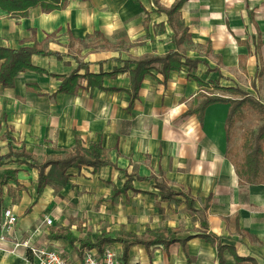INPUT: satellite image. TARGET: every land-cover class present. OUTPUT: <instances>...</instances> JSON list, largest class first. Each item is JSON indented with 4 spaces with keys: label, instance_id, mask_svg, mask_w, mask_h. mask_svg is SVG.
<instances>
[{
    "label": "crops",
    "instance_id": "1",
    "mask_svg": "<svg viewBox=\"0 0 264 264\" xmlns=\"http://www.w3.org/2000/svg\"><path fill=\"white\" fill-rule=\"evenodd\" d=\"M155 1L167 8L175 0ZM32 30L44 49L64 54H33L34 65L68 75L77 65L65 55L69 52L87 63L88 72L113 71L103 85L118 89L86 88L80 78L77 92L55 93L61 80L33 70L18 72L13 87L0 83V155L10 143L13 150L24 147L43 161L63 156L78 136L85 143L100 142L117 168H70L65 185L47 178L38 195L36 167L23 157L0 160V215L9 207L17 216L11 230L2 231L0 264H38L29 248L16 244L24 240L81 264L86 247L80 253L77 243L49 238L53 226L69 227L78 238H90L87 230L100 228L111 236L120 230L144 234L147 227L167 232L179 227L181 240L192 235L168 247L134 244L125 263L122 244L106 243L115 249L118 264H219L218 242L225 246L224 264H252L235 255L264 264V184L240 183L226 153L229 104L212 103L201 118L191 112L203 95L230 96L224 87H237L264 104V0H186L172 24L152 0H67L63 9L44 12L33 6L22 17L0 10V46L32 45ZM95 31L111 43L127 38L109 48L79 46L75 39ZM170 50L181 53L182 62L184 57L199 62L172 66L166 75L153 64L128 108L134 61ZM28 83H36L39 91ZM126 172L156 175L181 194L161 200L153 180L135 178L132 188L112 196ZM185 198L193 200V209ZM45 216L52 225L44 223Z\"/></svg>",
    "mask_w": 264,
    "mask_h": 264
},
{
    "label": "trees",
    "instance_id": "2",
    "mask_svg": "<svg viewBox=\"0 0 264 264\" xmlns=\"http://www.w3.org/2000/svg\"><path fill=\"white\" fill-rule=\"evenodd\" d=\"M152 1L154 7H156L158 11L166 14L167 23L172 24L175 14L180 10L186 0H175L167 8L161 7L155 0ZM66 4L67 0H0V10L6 11L16 17H22L26 16L29 8L33 6H39L44 12H50L52 10L63 9ZM186 32V28L182 29L179 37L175 40V44L177 46L183 41ZM86 38H92L94 42H98V44H100V47L109 48L117 46L127 37H118L115 43H111L101 32L95 31L92 34L86 35ZM31 40H33L32 45H21L18 48L0 46V83L3 87H13L15 75L18 72L33 70L61 80V83L55 93L77 92V90L82 87L80 78H84L86 80V88L99 86L110 90L118 89L117 87H107L103 85V77L105 75H112L113 71H100L98 73L88 72L87 63L81 61L77 56L71 55L69 52L65 55L72 56L77 62V65L76 68L68 75L51 73L42 67L34 65L31 61V56L33 54L55 55L57 58H62L64 54L44 49L41 43L37 42L34 30H32ZM75 40L78 42L83 41L82 39ZM22 42H24V40H22ZM91 43L92 41H88L86 46H92ZM69 45H72V43L69 42ZM181 58L182 55L177 50H170L164 55H146L134 61L136 66L129 71L130 84L128 92L131 99L128 104V108L132 106L134 100L137 98L138 89L143 76L149 72V70L153 67V64L159 63L161 65L160 70L164 73V75H166L168 69L172 66H180L181 63H188L191 66H196L199 62V60H190L187 57H184L182 62ZM81 68L86 69V71L79 73L78 70ZM197 81L201 83L199 79H197ZM27 88L36 92L39 91V87L36 83H28ZM223 90L234 95H241V97L234 98L225 95H216L213 93L211 95H203L202 99L191 109V112L197 113L198 117L201 118L202 113L208 105L215 102L228 103L229 111L225 122L227 142L230 144V149L227 150L226 153L235 168L238 180L240 183L264 184V120L256 127H248L242 131L240 143L238 145L239 149H234L231 144V128L235 123L236 118L243 116L244 112L242 108L247 105L260 113H264V104L237 87H224ZM198 98L199 96L196 97L197 100ZM10 156L23 157L29 165L38 169V195L41 193L47 178H52L60 186L65 185L69 176L68 170L70 168L86 166L91 167L94 171H97L103 166L117 168V165L109 160L107 156V149L104 148L100 142L85 143L78 136L74 137L70 150L63 156H53L43 161H38L31 153L27 152L24 147L19 150H13L9 143L8 152L0 155V160L6 159ZM125 174L126 179L123 182V185L120 188L113 187L112 196L125 192L128 188H132V180L135 178L140 180H153V187L158 189L157 194L161 200H169L175 198L176 195L181 194L180 192L171 190L166 180L163 178L159 179L156 175L151 174L150 176H139L138 174L127 172ZM150 195L155 196L156 194L150 193ZM186 201L189 207L193 209V200L186 199ZM209 201L210 198L207 197L203 209H207ZM26 210L29 211L30 208H27ZM202 225L205 226V222H202ZM180 230L181 229L179 227H175L171 229L170 232H167L165 229H151L147 227L144 234H136L120 230L115 236H111L103 229L96 239L91 240L90 238H78L74 236L69 227L53 226L49 228L48 237L51 239H64L71 244L77 243L75 249L80 253H82V250L85 247L96 248L101 251L102 247L106 243L120 242L123 246L121 259L123 263H125L128 257V250L134 244H143L147 248L156 244L168 247L173 242H185L187 239L192 237V235H188L181 240L179 236H177V233H179ZM224 248V245L219 242L217 243L216 250L219 264H224V257L222 254ZM235 256L237 260H250L252 264H256V262L250 257Z\"/></svg>",
    "mask_w": 264,
    "mask_h": 264
},
{
    "label": "built area",
    "instance_id": "3",
    "mask_svg": "<svg viewBox=\"0 0 264 264\" xmlns=\"http://www.w3.org/2000/svg\"><path fill=\"white\" fill-rule=\"evenodd\" d=\"M16 221L17 216L11 208L5 207L2 209L0 215V239H4L2 231H10ZM43 221L46 225L53 224V220L49 216H45ZM16 244H22L29 248L38 264H69L63 255L55 249L35 247L28 240ZM81 264H118L117 254L115 249L109 244H104L101 251L96 248H85L81 257Z\"/></svg>",
    "mask_w": 264,
    "mask_h": 264
},
{
    "label": "rangeland",
    "instance_id": "4",
    "mask_svg": "<svg viewBox=\"0 0 264 264\" xmlns=\"http://www.w3.org/2000/svg\"><path fill=\"white\" fill-rule=\"evenodd\" d=\"M88 41H92L91 45L94 48H98L100 47V44H98V42H94V40L92 38H88L83 40L82 42H80L79 46H84L88 43ZM230 96L234 97V98H240L241 95H231ZM243 116L242 117H238L236 118L235 123L233 124L232 128H231V133H232V146L234 149H239L238 145L240 143V136L241 133L244 129L248 128V127H256L257 125L261 124L264 120V113H260L256 110H254L252 107L250 106H244L243 108ZM100 229H95V230H87V234L88 237H92V235H98L99 233H97L98 231H100Z\"/></svg>",
    "mask_w": 264,
    "mask_h": 264
}]
</instances>
